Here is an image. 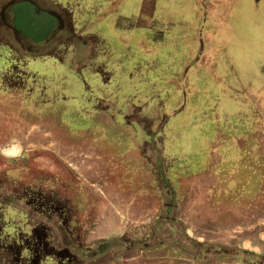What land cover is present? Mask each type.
I'll return each mask as SVG.
<instances>
[{"label":"rangeland","instance_id":"374dc122","mask_svg":"<svg viewBox=\"0 0 264 264\" xmlns=\"http://www.w3.org/2000/svg\"><path fill=\"white\" fill-rule=\"evenodd\" d=\"M254 95L264 0H0V264H264Z\"/></svg>","mask_w":264,"mask_h":264},{"label":"crops","instance_id":"0c3cea01","mask_svg":"<svg viewBox=\"0 0 264 264\" xmlns=\"http://www.w3.org/2000/svg\"><path fill=\"white\" fill-rule=\"evenodd\" d=\"M217 4H216V2H213L212 4H211V8L209 7L208 8V10L209 9H211V10H216V8H214L215 6H216ZM208 31V30H207ZM207 31H206V34H205V37L207 36ZM209 36H211V35H209ZM206 38H204V39H201V46H200V48H199V57L200 56H202L203 57V61H206V60H208V59H210V58H212V63H213V65H216V61H215V59H214V61H213V56H211L208 52H210V50H209V48L207 49V47H205V43H206ZM205 41V42H204ZM202 42L204 43V45L202 44ZM206 46H207V44H206ZM215 68V67H214ZM230 68H232V66H230ZM217 74V73H216ZM215 74V75H216ZM219 77H220V75H219ZM219 77H218V79H219ZM187 80H188V77H187ZM191 89V88H190ZM198 90H200L199 89V87H198ZM196 93V92H195ZM194 93V94H195ZM259 95V94H258ZM258 95L256 96V95H254L253 97H252V101H253V104H251L250 106V110L249 109H247L248 111H246V112H244V114H243V111L244 110H241V112H239V114H240V116H242V117H239V118H237L236 119V121H234V122H236V125L239 123V121H244V118L246 119V121H250V123L251 124H254V122L256 123L258 120H259V116H260V114H261V112H262V108H261V106H260V98L258 97ZM196 99H197V97H195ZM195 99V100H196ZM264 105V104H263ZM211 111H213V110H211ZM264 112V111H263ZM263 112H262V114H263ZM212 113V112H211ZM204 115H206V112H204ZM208 121V120H207ZM251 124L249 125V126H251ZM235 125V127H237L238 128V126H236ZM258 128V127H257ZM257 128H256V131L255 132H257ZM237 130V129H236ZM252 130V129H251ZM254 131H252V132H243L242 134H241V137L242 138H247V142H249L250 143V145H249V149L247 148H242V149H240V148H238V150H239V153H241V154H244V153H246L253 161L255 160V155H257L258 156V152L256 153V150H257V148L259 147L258 146V144H259V140H258V136H255L254 134ZM256 134V133H255ZM205 137H208L207 135H204ZM220 138H221V136H220ZM226 138V137H225ZM250 140V141H249ZM256 141V143H255V145H256V149H252V147H253V144H254V142ZM221 147H223V150H222V152H221V150H219L221 153H224V146H221ZM255 150V151H254Z\"/></svg>","mask_w":264,"mask_h":264},{"label":"flooded vegetation","instance_id":"af4514ba","mask_svg":"<svg viewBox=\"0 0 264 264\" xmlns=\"http://www.w3.org/2000/svg\"><path fill=\"white\" fill-rule=\"evenodd\" d=\"M201 45V43H200ZM199 45V46H200ZM29 193V191L27 192ZM33 199H35V201H38L37 199L40 200V198L38 196H31ZM42 198V197H41ZM43 199V198H42ZM41 199V202H43L44 200ZM46 203H44V206H42V208H46V210L43 211H39V212H34V213H38L40 215H44V213L47 211L48 214V218H50L51 220L53 218H57L59 216H61V222H59L61 224V228L63 229L65 235H69V233L67 232L66 229H68L69 232H71L73 230V228L66 226L67 221L69 223L72 224L73 220L72 218L74 217V214L71 211V206H69L66 201V199L64 197L58 198L56 195H49V197H45V201ZM71 220V222H70ZM74 223V222H73ZM65 248H68V244L67 246H65ZM64 248V249H65ZM79 250L84 251L81 247H79ZM73 257L72 255L66 256L65 259L63 261H65L64 263H67L66 261H71Z\"/></svg>","mask_w":264,"mask_h":264}]
</instances>
